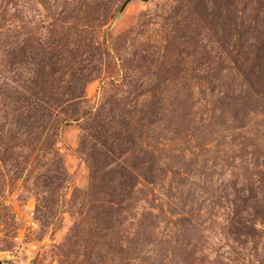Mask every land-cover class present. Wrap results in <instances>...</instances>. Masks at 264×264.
<instances>
[{"label":"rangeland","instance_id":"obj_1","mask_svg":"<svg viewBox=\"0 0 264 264\" xmlns=\"http://www.w3.org/2000/svg\"><path fill=\"white\" fill-rule=\"evenodd\" d=\"M197 3L198 0H116L110 5L108 25L100 29L103 41L106 32L110 33L108 49L113 55L116 50L119 53L118 71H123L128 57L133 65H150L142 70L139 79L140 84L148 82L146 87L133 92L130 99L140 102L152 96L160 102L162 122L151 135L157 137L153 141L160 139L154 148L155 175L152 182L139 179L132 192L135 207L125 212L126 222L115 236H122L130 255L139 249L141 258H153L146 264H157L155 258L159 256L150 251L152 244L146 239L147 226L153 220L160 225L163 244L182 236L179 232L187 219L201 224L208 234L222 233L230 202L259 179V165L264 163V93L254 79V90L244 88L246 76L235 62L236 53L247 50V19H239L240 30L236 31L229 22L215 20V31L208 34L203 26L214 20L202 15ZM2 7L0 2V13ZM18 10L27 11L29 21L26 24L20 12V39L40 38L46 42L55 36L50 25L57 14L50 4L18 0ZM141 54L144 60L148 58L146 62H139ZM203 61L206 64L201 65ZM29 65L35 63L30 61ZM208 65L211 69L204 70ZM118 71L105 70L102 81L89 85L88 97L93 102L107 95ZM152 83L159 89H149ZM227 90L243 93L240 106H235L233 100L227 107L216 101L219 93ZM241 108L240 114L247 118L237 121L234 117ZM81 134L74 124L65 126L58 138L57 157L63 161L69 179L67 199L57 202L55 209L38 201V195L48 196L51 203L53 199L49 192L40 193L36 176L41 165L35 164V157L17 175L12 167L1 164L3 264H85L82 237L68 239L76 210L82 209L72 201L76 198L80 203L90 184L88 164L79 147ZM46 164L42 167L56 166ZM256 219L260 235L243 252L248 264H258L264 256V215Z\"/></svg>","mask_w":264,"mask_h":264},{"label":"trees","instance_id":"obj_2","mask_svg":"<svg viewBox=\"0 0 264 264\" xmlns=\"http://www.w3.org/2000/svg\"><path fill=\"white\" fill-rule=\"evenodd\" d=\"M40 1L50 4L57 14L50 25L55 36L46 42L20 39L17 22L23 19L20 12L26 24L29 22L27 11L18 10V0H0L4 8L0 13V166L9 165L17 175L35 157L37 162L32 163L41 165L37 186L41 194L49 192L53 199L51 203L48 196L38 195V201L55 209L67 199L69 179L63 161L57 157L58 138L65 126L78 125L82 131L79 147L88 164L90 184L80 203L76 198L72 201L82 209L76 210L68 239L82 237L85 264H146L153 258H141L139 249L130 255L122 236H115L126 222L125 212L135 207L132 192L139 179L152 182L156 172L154 148L160 139L153 141L157 137L151 135L162 122L160 102L152 96L140 102L130 99L133 92L146 87L148 82L140 84L139 79L150 65H133L128 57L123 71H118L119 53L116 50L113 55L108 49L110 33L106 32V41L100 35L116 0ZM196 5L202 8V15L214 20L203 26L208 34L215 31V20L229 22L235 31L240 30L239 19L248 20L247 50L237 52L234 59L246 76L244 88H255L254 79L263 94L264 0H198ZM141 55L139 62L145 58ZM30 61L35 65H29ZM208 66L204 70H210ZM112 68L118 71L117 79L110 82L105 97L93 102L88 97L89 85L102 81L105 70ZM150 87L159 89L153 83ZM218 99L226 107L232 100L240 106L243 93L222 91ZM240 112L242 108L234 117L237 121L247 118ZM46 163L56 166L42 167ZM259 169V179L229 201L222 233L208 234L201 224L187 219L179 232L183 238L167 239L163 244L160 225L153 220L147 226L146 239L152 244L150 251L159 255L157 264H248L243 252L259 237L256 218L264 215V163ZM258 264H264V256Z\"/></svg>","mask_w":264,"mask_h":264},{"label":"water","instance_id":"obj_3","mask_svg":"<svg viewBox=\"0 0 264 264\" xmlns=\"http://www.w3.org/2000/svg\"><path fill=\"white\" fill-rule=\"evenodd\" d=\"M0 264H3V262L0 260Z\"/></svg>","mask_w":264,"mask_h":264}]
</instances>
